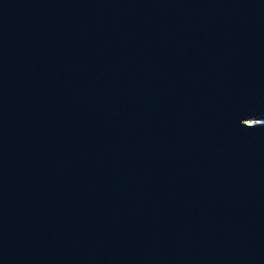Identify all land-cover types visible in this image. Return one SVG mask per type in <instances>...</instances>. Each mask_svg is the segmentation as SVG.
Here are the masks:
<instances>
[{
    "label": "water",
    "instance_id": "1",
    "mask_svg": "<svg viewBox=\"0 0 264 264\" xmlns=\"http://www.w3.org/2000/svg\"><path fill=\"white\" fill-rule=\"evenodd\" d=\"M0 264H264V0H0Z\"/></svg>",
    "mask_w": 264,
    "mask_h": 264
}]
</instances>
